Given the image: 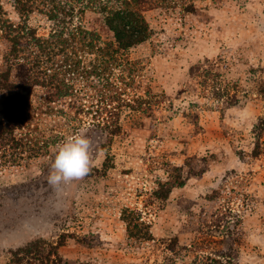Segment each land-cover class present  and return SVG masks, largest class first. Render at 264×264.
<instances>
[{
	"label": "rangeland",
	"instance_id": "1",
	"mask_svg": "<svg viewBox=\"0 0 264 264\" xmlns=\"http://www.w3.org/2000/svg\"><path fill=\"white\" fill-rule=\"evenodd\" d=\"M49 1L114 43L104 11L117 0ZM120 1L142 13L147 40L101 73L81 54L82 77L55 59L16 132L22 158L0 152V264L32 242L54 254L47 264H264V0ZM44 3L0 0L11 24L46 38ZM57 74L70 96H57ZM81 131L91 171L54 188L56 146Z\"/></svg>",
	"mask_w": 264,
	"mask_h": 264
},
{
	"label": "trees",
	"instance_id": "2",
	"mask_svg": "<svg viewBox=\"0 0 264 264\" xmlns=\"http://www.w3.org/2000/svg\"><path fill=\"white\" fill-rule=\"evenodd\" d=\"M44 2V7H51L47 16L56 26L46 38L37 37V33L29 27H16L11 24L8 19H5L6 14L0 6V32L12 46L5 59L8 70L0 73V89L7 94L0 112V152L6 154V150H12L11 163L15 162L16 158H22L18 150L23 145L17 138L16 132L25 128L34 87L39 85L42 75L46 79L50 78L49 73L52 72L49 67L50 63L63 56L68 73L82 77L87 71L81 69V63L75 60H78L81 54H88L96 56L99 63L95 69L101 73L115 63L121 64V60L124 61L125 53L145 42L148 36V26L142 13L133 10L128 1L117 0L116 2L119 3L117 9L104 11L106 25L113 33L115 40L114 43H108L104 47L100 46L102 43L98 34L85 31L82 27L72 28L73 7L57 1L44 0ZM31 3L34 5L33 2ZM27 7L25 5L24 10L20 9L21 12L33 13L31 10H27ZM12 61H17V64L9 63ZM12 67L17 69L15 82L11 81ZM59 75H54L52 79L57 84L59 91L57 96H70L72 88L66 83L59 84ZM119 132L120 129L117 127L110 134L116 135ZM0 156V160L6 158V155ZM53 256L54 254H45L40 242H32L19 251L13 252L9 264H30L33 262L47 264L53 262Z\"/></svg>",
	"mask_w": 264,
	"mask_h": 264
},
{
	"label": "clouds",
	"instance_id": "3",
	"mask_svg": "<svg viewBox=\"0 0 264 264\" xmlns=\"http://www.w3.org/2000/svg\"><path fill=\"white\" fill-rule=\"evenodd\" d=\"M93 142L83 131L56 146L48 183L54 188L89 174L94 163Z\"/></svg>",
	"mask_w": 264,
	"mask_h": 264
}]
</instances>
